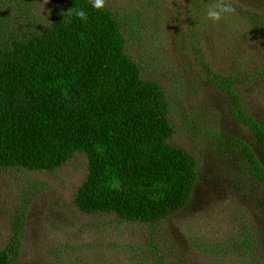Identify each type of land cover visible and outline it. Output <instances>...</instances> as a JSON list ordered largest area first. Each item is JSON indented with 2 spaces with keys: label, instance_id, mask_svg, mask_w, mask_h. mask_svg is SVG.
Here are the masks:
<instances>
[{
  "label": "rangeland",
  "instance_id": "1",
  "mask_svg": "<svg viewBox=\"0 0 264 264\" xmlns=\"http://www.w3.org/2000/svg\"><path fill=\"white\" fill-rule=\"evenodd\" d=\"M63 2L0 0V41L49 21ZM218 4L235 12L217 23L206 13ZM105 6L119 20L143 78L159 81L168 94L175 128L170 142L191 152L199 166L192 198L157 222L128 221L77 208V190L89 173L81 152L53 171L0 167V249L19 214L24 234L13 264H252V254L264 256V244L252 237L247 252L240 238L264 222V183L252 177L239 149L227 154L219 148L235 145L233 137L254 142L202 61L226 73L263 68L264 24L246 11L263 13L264 0H105ZM244 90L264 124V80H251ZM255 149L264 163V148Z\"/></svg>",
  "mask_w": 264,
  "mask_h": 264
},
{
  "label": "trees",
  "instance_id": "2",
  "mask_svg": "<svg viewBox=\"0 0 264 264\" xmlns=\"http://www.w3.org/2000/svg\"><path fill=\"white\" fill-rule=\"evenodd\" d=\"M75 9L85 10L87 19L69 15ZM249 10L254 23L264 24V9ZM192 43L199 46L196 38ZM202 62L254 142L233 137L235 145L219 149H239L252 177L264 183V163L255 149L264 148V124L244 90L251 80H264V67L226 73ZM171 110L162 84L144 79L127 53L121 24L105 5L64 0L49 21L0 41V167L53 171L76 153L85 154L89 173L74 202L84 213L114 212L122 220L153 223L188 205L199 166L191 152L170 142ZM23 223L21 215L13 217L0 264L14 263ZM252 237L264 244V222L240 238L247 252ZM252 264H264V256L252 254Z\"/></svg>",
  "mask_w": 264,
  "mask_h": 264
},
{
  "label": "clouds",
  "instance_id": "3",
  "mask_svg": "<svg viewBox=\"0 0 264 264\" xmlns=\"http://www.w3.org/2000/svg\"><path fill=\"white\" fill-rule=\"evenodd\" d=\"M105 5V0H92V6L96 9H101ZM235 9L231 4H218L215 7L210 6L207 10V18L213 22H220L224 14H231ZM69 15H75L81 20L87 19V12L83 9H75Z\"/></svg>",
  "mask_w": 264,
  "mask_h": 264
}]
</instances>
